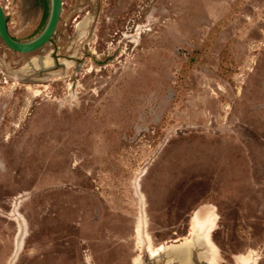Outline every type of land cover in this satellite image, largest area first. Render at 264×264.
Listing matches in <instances>:
<instances>
[{"label":"rangeland","instance_id":"1","mask_svg":"<svg viewBox=\"0 0 264 264\" xmlns=\"http://www.w3.org/2000/svg\"><path fill=\"white\" fill-rule=\"evenodd\" d=\"M61 1L0 39V264H264V0Z\"/></svg>","mask_w":264,"mask_h":264},{"label":"water","instance_id":"2","mask_svg":"<svg viewBox=\"0 0 264 264\" xmlns=\"http://www.w3.org/2000/svg\"><path fill=\"white\" fill-rule=\"evenodd\" d=\"M61 0H49L48 13L42 28L28 39H17L12 37L7 29L6 14L0 4V38L3 43L11 48L16 54L40 51L44 44L50 41L59 24L61 13ZM9 28V25H8ZM10 29V28H9Z\"/></svg>","mask_w":264,"mask_h":264},{"label":"bare ground","instance_id":"3","mask_svg":"<svg viewBox=\"0 0 264 264\" xmlns=\"http://www.w3.org/2000/svg\"><path fill=\"white\" fill-rule=\"evenodd\" d=\"M46 64H47V58L45 56H42V57L39 56V57H35L31 61H29L28 67H34V68H38V69L40 68L41 69V68L45 67ZM192 218H193V222L191 223V225L189 227L190 228L189 232H191V229H195V230L198 229L201 233L200 239L206 244L208 249L214 250L215 246L211 242V239L209 238V231L211 229V223L213 221L212 220L213 217L210 216L209 218H206V217L199 218L197 216V214H194ZM142 223H143V220L141 217L137 223V230L138 231L142 230L141 229V226H143ZM143 235H144V238L146 237L145 240L147 242L148 247H150L151 246V240H150L149 234L146 233V231H145V233ZM163 247L164 246L162 244H160L157 249H162ZM151 253H152V255H154L156 253V250L151 249ZM203 257H205V256H203ZM212 260H213V258H212ZM249 260H250V254H246L245 255V263L247 264Z\"/></svg>","mask_w":264,"mask_h":264},{"label":"flooded vegetation","instance_id":"4","mask_svg":"<svg viewBox=\"0 0 264 264\" xmlns=\"http://www.w3.org/2000/svg\"><path fill=\"white\" fill-rule=\"evenodd\" d=\"M6 20H7V17H6ZM42 28V27H41ZM40 28V29H41ZM7 29H8V32L9 34L14 37V38H17V39H21V40H24V39H28L30 37H32L33 35H35L40 29H36L32 34H29L28 36H17L13 31H11L9 28H8V25H7ZM1 39V38H0ZM3 42V41H2Z\"/></svg>","mask_w":264,"mask_h":264},{"label":"trees","instance_id":"5","mask_svg":"<svg viewBox=\"0 0 264 264\" xmlns=\"http://www.w3.org/2000/svg\"><path fill=\"white\" fill-rule=\"evenodd\" d=\"M36 1H39V0H36Z\"/></svg>","mask_w":264,"mask_h":264}]
</instances>
